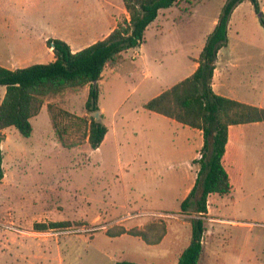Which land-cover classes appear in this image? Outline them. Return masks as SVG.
<instances>
[{
  "label": "rangeland",
  "instance_id": "374dc122",
  "mask_svg": "<svg viewBox=\"0 0 264 264\" xmlns=\"http://www.w3.org/2000/svg\"><path fill=\"white\" fill-rule=\"evenodd\" d=\"M109 1L117 24L123 22L128 17L123 1ZM226 2L180 0L161 11L140 48L126 53L116 70H106L100 82V121L109 132L97 151L87 143L64 148L47 108L52 103L76 116L93 117L85 108L88 87L49 98L31 122L30 138L16 128L5 133L0 264L178 261L191 243L192 220L197 217L183 213L181 204L187 184L194 186L198 177L203 135L191 133L196 151L185 165L191 155L184 148L185 131L143 105L186 77ZM61 8L55 0L49 6L52 25L60 31L65 30L59 21ZM63 8L75 21L102 12L98 0H69ZM232 24L231 46L264 47V27L250 2L245 1ZM46 61L38 64L51 63ZM247 134L242 157L233 156L232 146L225 161L233 191L208 199L201 264H264V154L259 152L264 134ZM57 223L68 227L52 229ZM121 228L139 229L152 240H162L150 245L139 237H110Z\"/></svg>",
  "mask_w": 264,
  "mask_h": 264
},
{
  "label": "trees",
  "instance_id": "16d2710c",
  "mask_svg": "<svg viewBox=\"0 0 264 264\" xmlns=\"http://www.w3.org/2000/svg\"><path fill=\"white\" fill-rule=\"evenodd\" d=\"M249 1L264 27V12L259 0H227L213 32L197 60L198 69L178 82L143 108L166 117L203 134V158L198 178L188 197L181 204L183 213L192 212V239L176 264H201L204 255V217L208 214V199L213 195L226 196L233 191L230 175L225 166V154L230 127L264 122V109L250 106L217 95L212 87L215 63L219 51L229 43L228 32L234 11ZM129 19L102 41L73 53L64 41H48L55 60L49 64H35L27 68L9 70L0 66V86L6 93L0 105V182L5 178L2 145L4 130L14 127L24 138L33 134L31 120L37 117L48 99L67 90L88 87L85 108L89 114L100 111V82L107 68H115L124 54L138 49L145 42L148 28L158 19L160 12L175 7L180 0H123ZM48 113L55 136L66 149L87 143L91 150L100 149L108 134V127L94 117H79L57 105L49 103ZM200 194V195H199ZM46 229L45 226H37ZM67 223L52 225V229L67 228ZM129 235L139 237L150 245L159 244L162 237L152 240L146 232L121 228L111 238ZM117 264H137L120 262Z\"/></svg>",
  "mask_w": 264,
  "mask_h": 264
},
{
  "label": "crops",
  "instance_id": "0c3cea01",
  "mask_svg": "<svg viewBox=\"0 0 264 264\" xmlns=\"http://www.w3.org/2000/svg\"><path fill=\"white\" fill-rule=\"evenodd\" d=\"M53 1L54 0H0V66L9 70H17L38 64L39 62H43V60L52 62L55 60V56L53 48H50L48 45L49 40H62L71 47L73 53H76L98 41L105 40L119 25V23L117 24L116 9L111 5L109 0H98L102 11L101 14L89 18L83 16L82 19L76 21L69 18L68 12H64L63 6L64 4L68 5L69 0H55V2L62 6L61 18H59V21L61 25L65 26V30H57L52 25L54 23L53 11L49 9ZM259 2L261 10L264 12V1L259 0ZM244 3L234 11L231 17L228 32L229 43H231L230 32L233 26L234 16L240 11ZM122 5L124 8L123 11L127 13L124 2ZM84 13L85 12L82 14ZM256 16L259 20V16L257 14ZM126 19H129V15ZM217 23L218 19L213 23L214 29ZM229 43L227 46L223 47L217 55L212 81L214 92L219 96L264 109V47H253L249 50L233 47ZM198 58L199 56L191 59L192 66L186 77L180 81L190 77L198 69ZM116 69L117 68H111L110 70L114 71ZM175 84L171 85V87ZM168 89L159 91L155 97ZM5 93L6 87L0 86V105ZM32 121L33 119L31 122ZM174 123L180 125L182 131H185L182 137L184 148H186V150L189 148L188 152L191 154L187 158V161L183 162L187 165L193 153L196 151V145L193 144L195 142H192L191 133H195V131L199 130L183 126L175 121ZM13 128L14 127L4 130V134ZM256 131L264 134V122L230 127L225 161L232 146L234 149L233 156H235L236 159H240L246 151L243 150V148L248 142L247 133L252 135V132ZM199 132L202 133L201 131ZM259 152L263 155L264 149H261ZM194 186L190 187L187 184L185 188V199ZM177 262L178 261H176V263Z\"/></svg>",
  "mask_w": 264,
  "mask_h": 264
},
{
  "label": "water",
  "instance_id": "95a60500",
  "mask_svg": "<svg viewBox=\"0 0 264 264\" xmlns=\"http://www.w3.org/2000/svg\"><path fill=\"white\" fill-rule=\"evenodd\" d=\"M92 116H93L97 121H100V119H101V111H96V112L92 113Z\"/></svg>",
  "mask_w": 264,
  "mask_h": 264
}]
</instances>
